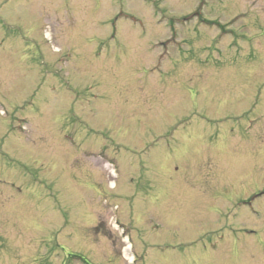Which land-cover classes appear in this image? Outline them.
Wrapping results in <instances>:
<instances>
[{"label":"rangeland","instance_id":"obj_1","mask_svg":"<svg viewBox=\"0 0 264 264\" xmlns=\"http://www.w3.org/2000/svg\"><path fill=\"white\" fill-rule=\"evenodd\" d=\"M0 264H264V0H0Z\"/></svg>","mask_w":264,"mask_h":264},{"label":"bare ground","instance_id":"obj_2","mask_svg":"<svg viewBox=\"0 0 264 264\" xmlns=\"http://www.w3.org/2000/svg\"><path fill=\"white\" fill-rule=\"evenodd\" d=\"M168 212V211H167ZM176 213V212H175ZM175 213H170V214H168V216H169V218H173V217H176V215H175Z\"/></svg>","mask_w":264,"mask_h":264},{"label":"flooded vegetation","instance_id":"obj_3","mask_svg":"<svg viewBox=\"0 0 264 264\" xmlns=\"http://www.w3.org/2000/svg\"><path fill=\"white\" fill-rule=\"evenodd\" d=\"M213 211H215L214 209H213ZM219 211V210H218Z\"/></svg>","mask_w":264,"mask_h":264}]
</instances>
